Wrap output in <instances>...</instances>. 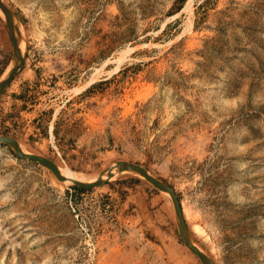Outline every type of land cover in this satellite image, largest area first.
Returning a JSON list of instances; mask_svg holds the SVG:
<instances>
[{
  "label": "rangeland",
  "instance_id": "374dc122",
  "mask_svg": "<svg viewBox=\"0 0 264 264\" xmlns=\"http://www.w3.org/2000/svg\"><path fill=\"white\" fill-rule=\"evenodd\" d=\"M4 1L0 134L69 177L145 166L216 264H264V0ZM75 188L0 145V264H202L146 181Z\"/></svg>",
  "mask_w": 264,
  "mask_h": 264
},
{
  "label": "water",
  "instance_id": "95a60500",
  "mask_svg": "<svg viewBox=\"0 0 264 264\" xmlns=\"http://www.w3.org/2000/svg\"><path fill=\"white\" fill-rule=\"evenodd\" d=\"M0 16L8 28L13 43L12 61L3 76L0 78L1 97L15 77L22 71L27 59V48L21 21L4 0H0ZM0 145L10 147L20 159L29 160L46 167L59 181L78 189H94L102 187L118 177L127 175L138 177L146 181L170 199L182 241L192 250L202 264H216L202 248L197 246L196 241L193 239L185 218L181 200L175 189L164 180L155 177L145 166L126 161H118L113 163L108 169L101 171V173L95 179L91 180V182H85L66 177L63 169L55 162L46 157L29 152L23 147V145L10 136L0 134Z\"/></svg>",
  "mask_w": 264,
  "mask_h": 264
},
{
  "label": "bare ground",
  "instance_id": "6f19581e",
  "mask_svg": "<svg viewBox=\"0 0 264 264\" xmlns=\"http://www.w3.org/2000/svg\"><path fill=\"white\" fill-rule=\"evenodd\" d=\"M193 2V0H189V3H188V5H190L191 3ZM11 8V7H10ZM121 60L122 59H120L119 58V61H118V63L120 64L121 63ZM95 79H96V77L94 76L93 77V79L90 81V82H95ZM63 172H64V174H65V170H63ZM66 175V174H65ZM70 175H72V176H67L66 175V177H68V178H70V179H76V180H79V181H85V182H91V180H93V179H95L96 177H90V179L89 178H86V177H83V176H79V175H75V174H70ZM99 188V187H98ZM185 214V213H184ZM190 229V228H189ZM197 246L199 247V248H201L200 247V245L199 244H197ZM216 263V262H215Z\"/></svg>",
  "mask_w": 264,
  "mask_h": 264
},
{
  "label": "trees",
  "instance_id": "16d2710c",
  "mask_svg": "<svg viewBox=\"0 0 264 264\" xmlns=\"http://www.w3.org/2000/svg\"><path fill=\"white\" fill-rule=\"evenodd\" d=\"M76 190H79V191H85L84 189H78V188H75Z\"/></svg>",
  "mask_w": 264,
  "mask_h": 264
}]
</instances>
